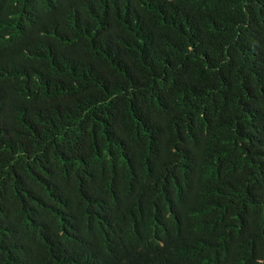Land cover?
Masks as SVG:
<instances>
[{"label": "clouds", "instance_id": "1", "mask_svg": "<svg viewBox=\"0 0 264 264\" xmlns=\"http://www.w3.org/2000/svg\"><path fill=\"white\" fill-rule=\"evenodd\" d=\"M67 1L42 0L34 13ZM208 1L213 8L220 5L219 14L232 25L223 40L241 54L238 66L264 83V0ZM177 19L192 24L180 40L193 58L177 61V67L194 78L201 107L187 109L171 131L158 137L154 127L123 136L124 124L143 115L146 106L156 111L152 88L164 71L155 67L152 48L147 57L143 54L145 24L154 32L160 25L176 29ZM53 20L58 27L50 25ZM218 31L195 8L176 14L162 0H71L65 13L13 47L3 56V66L11 76L19 72L21 84L3 87L0 122L25 113L19 125L36 122L52 142L64 140L59 134L68 128L87 132L100 118L112 126V137L121 138L126 152L113 158L91 151L123 163L142 161L145 169L125 189L115 187L109 204L103 187L82 179L85 167L63 155L50 165H9L8 171V166L0 170V212L17 216L7 187L9 172L28 178L49 167L62 174L67 191L59 187L41 197L29 214L40 229L46 222L58 226L52 233L63 237L61 247L79 246L92 217L96 260L126 263L127 247L117 238L136 237L133 259L139 263L153 264L154 242L162 246V264H253L247 260L264 254V133L253 123L248 126L249 91L229 95L218 90L223 66L208 61L209 43ZM60 46L65 51L54 53ZM41 85L47 88L45 99L32 88ZM258 120L264 131V113ZM131 147L145 158L132 155ZM135 219L145 224L140 235L123 227Z\"/></svg>", "mask_w": 264, "mask_h": 264}, {"label": "trees", "instance_id": "2", "mask_svg": "<svg viewBox=\"0 0 264 264\" xmlns=\"http://www.w3.org/2000/svg\"><path fill=\"white\" fill-rule=\"evenodd\" d=\"M162 1L173 6L176 14L195 8L203 19H211L217 24L219 31L216 41L209 43L208 61L214 62L217 66H223L217 84L218 90L229 95H236L243 90L249 91L252 94V104L247 109L248 126L253 123L254 127L264 133L261 122L258 120V117H263L264 113V83L257 80L243 66H238V60L242 59L241 54L229 45V42L223 40L227 29H230L232 25L219 14L221 6L213 8L208 0ZM41 2L42 0H0V93L8 82L21 84L19 72L14 76L5 72L3 56L19 43L33 38L36 32L48 23L49 18L55 14L65 13L69 9L71 0L61 6L48 8L35 14ZM175 24L176 29L171 25H160V29L155 32L150 23L145 24L147 29L142 35L143 43H145L143 54L147 57L152 48L155 67L164 71L156 86L152 88L156 99V111L146 106L143 115H138L124 124L121 130L123 136L142 134L154 127L153 134L158 137L171 131L187 109L197 110L201 107V102L195 93L194 78L177 67V61L193 58L189 45L180 40L188 33L192 24L185 19H177ZM50 25L59 26L56 20H53ZM64 51L65 48L62 46L54 49V53ZM32 88L42 94L38 98H46L45 85L32 86ZM52 96L60 97L61 93H53ZM29 115L33 117L32 114ZM24 116L25 113L18 116L9 115L7 119L0 122V170L8 166V171L9 165L20 168L50 165L63 155L85 167L82 179L103 187L108 194L107 201L110 204L111 191L115 187L125 189L128 183L139 176L141 169H145L144 166L141 167L142 161L135 163L133 160H127L123 163L99 157L98 153H108L116 158L126 152L121 138L112 137V126L102 124L100 118L96 126L87 132L68 128L59 134L64 140L49 142L36 122L27 126L19 125ZM108 136L111 137L106 138ZM94 140L97 146L93 145ZM130 152L134 156L138 155L140 159L145 158L144 153H139L135 147H131ZM6 181L15 201L17 216L7 217L0 212V264H146L133 259L138 238H117L113 230L110 232L111 236L124 242L127 247L126 263L120 258L96 260V253L92 247L96 224L92 217L86 233L79 240V246L74 247L59 245L58 242L63 237L54 236L52 233V231L57 233V225L46 222L41 229L34 226L29 214L31 206L37 204L41 197L54 192L56 188L63 187L67 191L60 172L43 167L40 172L28 178H22L17 172L13 174L9 172ZM118 214L121 218L120 211ZM123 227L126 233L140 235L145 224L142 222L140 225L135 219ZM99 229L101 232L104 231L102 228ZM151 245L150 255L153 264H162L159 256L162 246L154 242H151ZM247 261L253 264H264V254L260 253L255 259L249 258Z\"/></svg>", "mask_w": 264, "mask_h": 264}]
</instances>
